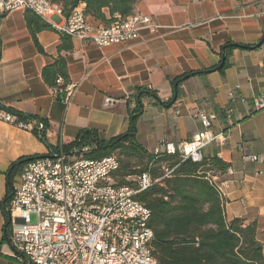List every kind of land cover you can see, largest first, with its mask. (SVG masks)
<instances>
[{"label": "crops", "instance_id": "crops-1", "mask_svg": "<svg viewBox=\"0 0 264 264\" xmlns=\"http://www.w3.org/2000/svg\"><path fill=\"white\" fill-rule=\"evenodd\" d=\"M133 13L150 17L157 28L103 47L71 37L65 59L68 83L75 89L68 102L41 77L42 68L57 56L58 32L37 34L42 54L29 35L23 9L0 14V105L44 120L50 145L72 141L82 129L108 139L127 129L135 106L132 95L145 87L153 94L142 97L134 128L136 141L149 152L164 142L189 140L201 129L198 113L213 110L214 130L227 137L222 144H207L201 153L228 163L213 178L225 215L255 221L264 255V109L255 111L251 105L253 96L264 93V42L255 49L234 48L223 75L190 76L176 92L172 84L182 74L215 66L228 42L256 45L264 36V0H137ZM87 21L100 23L91 16ZM171 98L170 106L158 103ZM47 152L31 130L0 120V202L10 163ZM2 216L0 203V264H19L11 258L10 244L9 250L2 249Z\"/></svg>", "mask_w": 264, "mask_h": 264}, {"label": "built area", "instance_id": "built-area-1", "mask_svg": "<svg viewBox=\"0 0 264 264\" xmlns=\"http://www.w3.org/2000/svg\"><path fill=\"white\" fill-rule=\"evenodd\" d=\"M27 8L60 33L100 47L132 40L141 29L157 28L140 13L115 15L109 23L94 26L80 5L65 16L60 5L47 4V0H0V14ZM57 83L62 85L61 79ZM74 89V84H66L57 91L68 102ZM251 105L255 111L263 110L264 93L253 96ZM216 117L213 110L199 112L198 132L178 145L164 142L154 155L174 150L182 159L200 161L203 147L226 140L224 131L213 128ZM0 120L22 129H43L41 121L18 120L4 105H0ZM90 147L77 144L68 151L60 148L36 156L14 177L9 244L11 258L19 264H158L146 261V251L138 252L143 241L151 242L153 231L148 226L149 210L135 197L158 179L145 170L125 177L133 186L117 185L118 157L112 153L101 165H91V158L84 156Z\"/></svg>", "mask_w": 264, "mask_h": 264}, {"label": "trees", "instance_id": "trees-1", "mask_svg": "<svg viewBox=\"0 0 264 264\" xmlns=\"http://www.w3.org/2000/svg\"><path fill=\"white\" fill-rule=\"evenodd\" d=\"M60 4L62 12L67 16L75 7L84 5L83 12L100 23H109L115 15L127 16L133 13L137 0H50ZM27 30L39 53H44L39 44L37 34L44 30L57 31L48 21L41 19L28 8L24 10ZM60 43L57 46V56L41 70L44 83L53 89H58L69 82L65 54L72 49L71 37L60 33ZM228 42L221 47L225 58L220 68L219 62L203 71H193L182 74L172 81L174 92L178 83L193 75L212 71L224 74L230 66L228 60L234 48L255 49V45L239 47ZM61 79L62 85L57 80ZM153 92L145 87L136 89L132 95L135 106L129 110L127 129L111 138L99 139L96 131L82 129L69 142L50 145L46 140L47 123L43 129L33 128V134L42 141L48 152L62 148L68 151L75 145H90L84 154L87 158L98 159L117 153L136 157L144 161L141 168L132 169L129 163L119 160L120 167L114 176L117 185L133 186V182L125 179L127 175L149 172L153 179H158L147 189L135 197L150 212L148 226L153 231L150 242L151 253L158 264H264L262 244L256 239L255 221L245 222L240 218L227 219L224 211V199L219 192L214 176L224 173L228 163L217 156H204L200 161L182 159L178 152L169 154L164 151L154 155L136 141L135 120L142 111V97ZM63 93L58 91V97ZM158 101V100H157ZM174 98L158 101L162 106H170ZM8 112L17 116L18 120L33 119L4 107ZM39 155L21 157L10 163L5 171L6 191L2 199L1 211L4 217L3 236L1 243L9 244L10 214L9 205L13 197V179L22 165L31 158Z\"/></svg>", "mask_w": 264, "mask_h": 264}, {"label": "bare ground", "instance_id": "bare-ground-1", "mask_svg": "<svg viewBox=\"0 0 264 264\" xmlns=\"http://www.w3.org/2000/svg\"><path fill=\"white\" fill-rule=\"evenodd\" d=\"M47 4L54 5V6L55 5H60L58 3L54 4L50 0H47ZM161 151H164V152L169 153V154L175 153L174 150H161ZM106 156H103L102 158H98V159H92L91 158V165H101L102 162H106L107 161V157ZM145 251H146V261H154L155 258L153 257L152 253L150 252L151 251L150 241H143V245H138V252H145Z\"/></svg>", "mask_w": 264, "mask_h": 264}, {"label": "rangeland", "instance_id": "rangeland-1", "mask_svg": "<svg viewBox=\"0 0 264 264\" xmlns=\"http://www.w3.org/2000/svg\"><path fill=\"white\" fill-rule=\"evenodd\" d=\"M113 154H115L120 159V161H122L124 163H129L131 165L132 169L133 168L134 169L141 168L144 164V161H145V160L141 161V160L137 159L136 157H129V156H126L124 154H119V152H117V153L115 152ZM35 220H36L35 217L32 215L31 221L34 222ZM8 247L9 246L7 245L6 242L2 244L3 250H5V251L9 250Z\"/></svg>", "mask_w": 264, "mask_h": 264}, {"label": "water", "instance_id": "water-1", "mask_svg": "<svg viewBox=\"0 0 264 264\" xmlns=\"http://www.w3.org/2000/svg\"><path fill=\"white\" fill-rule=\"evenodd\" d=\"M264 42V36L261 38V40L255 45L256 47H259L262 43ZM239 47H245V46H243V45H238ZM224 50L222 49V55H221V63L219 64V66H218V68H220L221 67V65H222V62H223V60H224V58H225V54H224V52H223ZM81 149L80 150H78L77 152H76V154H80L81 153Z\"/></svg>", "mask_w": 264, "mask_h": 264}]
</instances>
